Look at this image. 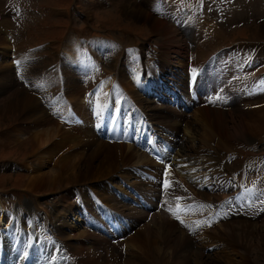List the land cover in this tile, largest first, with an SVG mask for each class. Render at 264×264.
Segmentation results:
<instances>
[{"label": "rangeland", "instance_id": "obj_1", "mask_svg": "<svg viewBox=\"0 0 264 264\" xmlns=\"http://www.w3.org/2000/svg\"><path fill=\"white\" fill-rule=\"evenodd\" d=\"M5 21L10 24L6 22L7 26L3 25L2 23ZM164 23L166 26L168 25V32L162 30L165 28ZM0 24H2V28H0V35L2 37L0 36V38L3 39L4 36V41H6L5 43L0 42V75L4 77L0 79V205L13 214L12 222L7 223L8 225L6 223L2 224L3 230L0 227V256H3V254L7 255V258L4 257L7 263L16 262L21 258L20 252L24 251L29 240H31L29 248L24 253H29L31 258L30 264H48L47 256L55 249L51 246L52 242L49 243V241L54 237L53 233L60 234L58 228L61 225L65 227V224L63 225L54 217L56 207L62 201H70L77 204L76 211H69L65 217L68 225L71 224V226L77 227L81 225L80 228H86L85 214L80 212L86 211L91 215L92 220L102 224L103 228H106V231L114 235L110 224L106 222L107 220L102 209L98 206L96 199L89 193L90 188L93 187L90 183L86 184L82 180L78 184L66 185V181L64 180L65 183L62 184L59 182V178L62 177L59 173L60 177L54 175L56 180L55 186L46 185V187H42V185H38L32 191H28L25 188L28 176L33 175L34 172L36 174L40 169L39 166L44 165L43 171H47L53 168L57 161V156L54 155L56 154V149L52 145L59 140V133L56 134L57 137L52 136V139L49 138L50 141L44 146H40V143L37 141L39 136L36 133L38 131L46 132L45 136L49 137L52 127L57 131L62 130L61 133L68 132V129L70 132L71 128H74L73 126L79 125L78 123H72V121L79 118V115L75 112V109H77L76 103L80 101L84 103L86 101L84 104H80L78 108L80 109L82 106H86L87 103H91V98L93 99V97L94 100L104 99V102H109V99L113 103L120 102L109 104V106H112L107 113V128H109L111 123L115 122L122 113L121 108H117V106L123 104L124 96L120 94L124 92L123 89H127L124 84L128 81L132 82V88L133 85L136 87L137 83L145 88L149 87L152 89L150 91L146 89V93L149 96H146V99L150 101L154 99L157 104L160 103L157 108L152 109L155 110L153 114H155L156 120H161L162 123L164 122L167 125L168 118L162 114L164 111L161 109L162 106L174 108L171 106L174 102H168L172 97V92L168 91L172 85L167 83L168 86L164 85L162 88L159 80H156L158 77L156 73H160L163 67L167 71H171L177 75L175 83L178 85L177 88H180V93H185L187 87L190 90L196 89L200 93L201 104L209 107V109H202L200 107L201 109L199 110L197 109L199 106H197L192 107L189 111H185V106L187 107L186 103L179 102L176 104L177 109L182 110L185 114L188 128L181 127L177 131V134H179L173 135V139L176 141H168L170 154L166 158L172 164L173 161L174 164L177 162L179 165L183 161L186 162L191 152L205 149V141L203 142L202 140H205L207 137L210 140L208 143L213 147H206V151L215 153L214 155L219 157V160L221 159L220 161H216L221 165V169H223L211 174L221 179L223 183L222 188L225 186L224 191L220 189L218 191L219 197H215L216 199L208 197L212 201L211 199H205L203 195L204 201L200 202L198 206L200 208L198 209L197 207L196 209L198 210L196 212H202V215H197V217L203 218V220H200L201 222L199 221L198 225L193 228V230H196L193 231L194 234L197 237L204 236L202 242L206 246L210 245L206 243L207 240L211 239L215 241V245H210L207 248V252H209L210 256H217L222 264L225 262L230 263V258L234 260L231 264H242V257L246 255L245 244L247 249L249 246L247 244H251L248 250L254 254L257 252L261 260L259 264H264V0H0ZM165 34L166 37L163 36ZM167 38L171 40L168 41ZM172 40L173 42H171ZM78 41H80L81 48L76 45ZM94 41L102 44V48L98 50L102 55L94 52ZM71 51L74 52L75 59L72 64H67V52ZM26 57L27 59L25 60ZM213 60L214 63L211 64ZM84 61H89L90 66L88 69L83 65ZM234 61L235 63H233ZM5 62L7 63L5 64ZM15 62H19V64ZM186 62L189 65L193 64L195 66L194 70H198V77L200 75L198 80L194 78V72L190 71L191 69L189 68L191 67ZM234 67L237 68L234 69ZM3 70L9 71L12 79L15 80L14 83L17 84L7 87L8 85L6 86L5 83L7 77ZM231 71H234L233 74L228 73L227 77L221 75L224 72ZM66 72H69L68 76ZM121 72H123V77L126 76L125 79L121 78ZM16 73L18 74L16 75ZM81 78L83 79L81 80ZM90 78L94 79L91 81ZM166 78L171 79V75L166 76ZM210 78L214 79L212 83L223 84V87L221 84V87L217 89L219 95L221 94V98L212 100L215 95L210 90L205 96H202L210 84L206 83L208 79L209 81L211 80ZM70 83H73L74 86L77 83L78 85L80 84L79 87L81 88L79 90L81 89V91L77 92L76 90L72 93L76 97H72V94L68 91ZM34 86L35 88H33ZM16 87L19 88L18 91H23L22 94H26L24 92L30 90L28 95L32 96L34 94L33 96L36 97L38 104L42 99V103L40 102L38 105L39 108L41 107L45 113H52L49 115L55 117L58 123H46L44 126H35L30 120H21L22 118L27 119L23 117V114L28 113L27 110L23 114H19V111L16 109L6 110L7 106L13 104ZM220 89L229 97L230 101H228L229 99L225 94L222 97L223 93H221ZM160 90L161 92H159ZM62 91L63 94H61ZM257 91H260L262 95L258 96ZM245 93L247 96H253L246 97ZM156 94L161 96V102ZM189 97L192 98L191 96ZM225 98L227 99L226 102L223 100ZM94 102L95 104L92 108L94 107L96 110L98 101L95 100ZM144 110H147L146 112L151 114L149 108H145ZM73 112L76 114L74 115ZM178 112L184 115L181 111ZM218 113L224 115L227 118V122H223ZM164 114L168 113L164 112ZM242 115L245 117L244 121L248 130L243 136L228 137L225 129L228 128L229 133L233 134L232 125L239 122L240 118L242 119L243 117ZM83 116L89 119V116L84 114ZM151 116L153 118V115ZM58 120L60 122L63 121L61 122L62 124ZM70 120L72 121L70 122ZM156 120L154 119L153 122L155 123ZM181 122L178 121L176 126ZM47 124L50 125L48 126ZM123 124L122 122V126ZM28 125L29 127H27ZM16 127H18V132L16 131L18 135L15 138H9L10 136L6 134ZM28 128L31 129L28 130ZM155 128L160 131L161 129L163 130V128H158V126H155ZM24 129L26 130L24 131ZM96 130L97 135H99L98 128ZM111 130L114 132L113 128ZM116 131L121 133L119 128H116ZM84 133L91 136V131ZM158 133L156 131V134L160 136L161 133ZM211 135L215 138L210 139ZM115 140H118V138ZM218 141H220V146L217 145ZM132 144H134L133 140ZM48 146H52V148L45 153L44 150L48 149ZM62 147L63 144L57 150H60ZM83 147L87 152L90 149V144ZM81 151H72L77 154L75 163L81 159L79 164H82L88 158V156H85L82 160L84 154ZM34 153L36 154L34 155ZM80 154L82 155L79 156ZM45 156L50 160H48L50 163L43 164L42 161L46 158ZM214 160L215 158L213 157L212 159H206L207 164H212ZM125 166L132 165L127 164ZM208 167L207 169L212 168V166ZM178 172V178L181 177V180L189 175V173L182 170H178ZM131 174L128 179L127 174H117L118 178L116 181H110L112 187L115 190L119 189L118 184L121 181H128L130 177L129 183H136L137 185H144V182L147 181H143L144 179L140 177L141 175L137 174L136 176V174ZM159 178H161V175L157 179L158 184L162 188H165L166 182H163L162 178L159 181ZM225 180L228 184H226ZM218 183L219 181L215 179L210 186L206 183L204 189L211 190L214 187H218V185L220 187ZM130 185L137 191V200L145 207L146 202H143L142 197H140V195H144L143 190L141 191L140 189H136L132 184ZM148 187L149 189L152 188L150 185ZM228 194L229 196L227 197ZM159 195L165 196V193H159ZM92 201H94V204ZM189 202L191 203L188 205L192 207L198 204V201L194 200ZM189 202L182 203L187 205ZM168 203L175 204V201L172 200V202L169 201ZM148 204L150 207L152 206L151 203L148 202ZM222 205H225L224 213L219 216L218 213H222ZM35 207H38L37 211H35ZM233 209H238V211L234 212L236 213L234 216H229L228 214L232 213ZM204 210L206 213L203 212ZM240 210L242 212H239ZM224 214L228 217L226 216V218ZM21 216H25L31 220L32 224H30V227H27L26 223L20 221ZM79 216L80 218H78ZM126 218L130 219L128 216ZM47 219H49L50 226L52 225V231L50 229L46 230L45 226L47 224L45 223ZM126 220L122 221L121 224L125 225ZM234 222L249 223L250 228L246 233L236 230L238 234L243 233V236L246 238L244 239L240 235H236L237 238L235 237V240L240 237L244 243H240L239 247L235 246L236 249L232 251L231 248L230 250L228 247L225 248L226 245L229 246L231 243H228L224 237L227 235L225 233L227 232L225 225H229V223L234 224ZM256 224L258 228L255 227ZM176 225L180 230L182 229V232L192 238L194 242H198L192 235H189L185 226H180L178 223ZM207 225L208 227H206ZM213 227L215 229L220 228L222 238L220 237V233H215L209 239L205 238V236L213 234ZM32 228L36 231L34 234L32 232L34 229ZM106 231L102 232L103 235L107 239L112 240L113 236L107 235L108 232ZM36 233H38V237H41V239L34 237ZM19 234L22 236V240L19 239L17 241L16 237ZM30 236L33 237L34 241ZM59 239L67 240L63 237H59ZM116 239L117 243L123 242L117 235ZM154 239H156V235H154ZM62 240L59 242V246L64 248ZM194 242L192 243L196 245ZM98 246L100 247L99 244ZM205 255L207 256L208 253ZM192 257V264H197L195 263L197 257ZM250 262L251 264H257L253 259H250Z\"/></svg>", "mask_w": 264, "mask_h": 264}, {"label": "bare ground", "instance_id": "obj_2", "mask_svg": "<svg viewBox=\"0 0 264 264\" xmlns=\"http://www.w3.org/2000/svg\"><path fill=\"white\" fill-rule=\"evenodd\" d=\"M127 2H130V1H127ZM177 15H179V14H177ZM177 15H176V17H177ZM6 22L7 21L3 22L2 24L5 26H7V23L10 24L9 22H7V23ZM2 24H0V28H2ZM6 28H8V27H6ZM167 29H168V25L166 26V24H165V28H163L162 30L168 32ZM210 30H211V28H210ZM197 32H198V30H197ZM199 32H200V30H199ZM163 36L166 37V34ZM163 39L165 40V38H163ZM167 39H168V41L171 40L170 38H167ZM97 40H99V39H97ZM0 42L1 43L6 42V41H4V36H3V39L0 38ZM171 42H173V40ZM76 45H77V47L81 48L80 41H78L76 43ZM3 46H4V44H3ZM93 48H94L93 50L96 54H101V52L98 51L102 48L101 43H98V41H94ZM176 51H177V49H176ZM73 53H74L73 51L67 52V61H66L67 64H72V62L74 61L75 56ZM5 54H6V52H5ZM7 54H8V52H7ZM26 59H27V57L25 58V60ZM37 59L40 60L39 58H37ZM13 61H12V63H13ZM82 61H83V58H82ZM88 62L89 61L83 62V65L87 69L90 66V63H88ZM6 63L7 62H5V64ZM212 63H214V60H213V62H211V64ZM233 63H235V61ZM16 64H19V62ZM27 64H26V66H27ZM186 64H188V63L186 62ZM203 64H204V62H203ZM188 66L191 67V68H189V69H191L190 71L194 72V78L196 80H198L200 78V75H199V77L197 75L198 70H194L195 66L193 64H190V65L188 64ZM209 66L211 68L210 64H209ZM2 67H4V66H2ZM235 68H237V67H234V69ZM2 69H4V68H2ZM10 69H11V67H10ZM67 69H68V67H67ZM72 69H73V67H72ZM91 69H93V68H91ZM212 69H214V68H212ZM234 69H232V70H234ZM58 70H60V69H58ZM3 71L6 73V77H7V81H5L6 86L8 85L7 87H12L14 84H17V83H14L15 80L12 79L11 75L9 74V71H5V70H3ZM160 71H161L160 73H157L158 77L156 78V80H159L160 86L162 88L164 87V85L168 86L167 83L172 85V87L169 88L168 91L172 92V97L169 99V101L174 102V104L171 105L174 108L162 106V109H161L162 111L168 113V114H164V112L162 113L163 115H166V117L168 118V120H167L168 124L167 125L164 122L162 123L161 120H156L157 118L154 116L155 114H153L155 112V110H152V109L157 108L160 103L158 102L159 104H157L156 100H154V99H152L151 101L146 99L147 98L146 96H148V94L146 93V91H147L146 89H149L148 91H150L152 89L149 87L145 88L141 84L139 85L137 83H136V87L133 85V88H132V86H131L132 82L128 81L124 84V86L128 90L123 89L124 92L122 94H120V95L124 96L123 104L117 106V108H121L122 113L119 115L118 120L116 122L112 123V126H119L120 122H122V121L125 122V125L120 129L121 133H118L116 136V138H119L120 140L115 141L114 135H112L110 137V139H108V138L103 139L102 137L98 136L96 133L97 132L96 129L100 126L101 117L104 114H106V112L112 108V106H109V104L110 103L116 104V103H120V102L113 103L109 99V102L107 101L108 102V104H107L106 101L104 102V99H95L96 101H98L96 104V110H95L94 107L92 108V106L95 104L94 97H93V99L91 98V103H89V104L87 103L86 106H82L80 109H78L80 107V104L82 105L86 101L84 103L82 101L76 103V108L78 109V111H77V109H75V112L79 115V116L77 115L79 118H78V120H75L76 122L72 121V120H70V122L72 121V123H78L79 125L73 126L74 128H71L70 132L68 129V132L61 133L62 130L57 131L54 129V127H52V130L50 132L51 134H49L50 135L49 137L45 136L46 132H42V131L39 132L38 131L36 133L37 136H39L37 141L40 143V146H44L45 144H47L50 141L49 138L52 139V136L55 137L56 134L59 133V136H60L59 140L55 144L52 145L56 149V154H54V155L57 156V161H56V164L54 167L52 165L53 168H51L50 170L48 169L49 171L48 170L43 171L44 165L40 164L42 166H39L40 169L38 170V172H36V174H34L35 173L34 172L33 175L31 174L30 176H28V180H27L25 188L28 189V191H32L33 188L35 186H38V185L39 186L42 185V187H44V186L46 187V185H48V186L54 185L55 186L56 180L54 178V175H58V177H60L59 176L60 174L62 175V177L59 178V182H61L62 184L65 183V181H66V185L67 184H78L82 180H84V183H86V184L90 183L91 186H93L90 188V192H89L90 195L94 199H96L98 206L104 212V215L106 217L107 222L111 225V227L114 229V231L116 233L120 234L119 238H122V240H123V242L120 241L121 243H119V242L117 243L116 237L112 233L106 231V228L104 229L102 224H100L98 222L96 223L94 220L92 222V220L90 221V219H88V218L86 219L87 224H88V227H86V228H80L81 225L79 227L71 226V224L68 225L65 217H66V215H68L69 211H74L77 208V204L72 203L70 201H62L61 204L57 205L56 212L54 213V217H56L57 220H59L63 225L65 224V227L61 225V227L58 228V231L60 233L58 235L60 237H63L64 239L65 238L67 239L66 241L62 240V239L61 240L63 241L62 243L65 245V248L67 249V253L69 254L68 255L69 264H192V258H193L192 256L197 257L196 258L197 261H195V263H197V264H222V262L220 260H218L217 256L216 257L210 256L209 252H207V248H209L210 245L214 244V242H215V241H212L211 239H209L212 237V235H214L215 233H220L221 234L220 237L222 238V231L220 230V228L218 227L217 229H215L213 227V229H214V230L212 229L213 234H211V235L209 234V235L205 236L206 239L207 238L209 239V240H207V242L205 241L207 244H210L209 246L208 245L206 246L203 244L202 240H204L203 239L204 236L197 237L193 232V231H196V230H193V228L198 225L200 220H203V218L197 217V215L198 216L202 215V212H200V211L196 212V211H198L196 209L199 206L200 202L204 201L203 195L205 196V199H208V200L211 199L208 197H213L214 199H216L215 197L218 196V193H219L218 191H220V189H223V191H224V188H225V186H223V188H222L223 183H222L221 179L216 178L214 174H211L212 172L214 173L216 171H222L223 169H221V165L217 162L219 160V157H216L214 155L215 153L213 154L211 151H206V147H213L211 144L208 143L210 140H208V138L204 135V137H206L205 140L204 139L202 140L203 142L205 141L204 142L205 145L203 143V145L205 146L204 150L198 149V151H195L196 147L193 145V147H195V149H194L195 152L190 151L191 153H190L188 159L185 158L187 160L186 161L187 163L183 161L179 165V164H177V162H176V164H174V161H173V164H172L170 162V160H168L165 157V155L168 156V154H170V148L168 146V141L169 140L171 142L176 141L173 138H174L175 134H177V131L179 129H181V127H185V129L188 128V121L186 119V116L182 112V110L177 109L176 104L179 102L186 103L188 108L186 107L187 109L185 111H189L192 107H197V106H199V108H197L199 110L201 109L200 107H202V109H209V107L201 104L200 93L198 90H196V89L190 90L189 87H187V90L185 92L187 95L184 92L180 93L179 92L180 88H177L178 85L175 83V79H176L177 75L173 74L171 71H167V69H165L163 67ZM228 71H229V69H228ZM236 71H238V70H236ZM16 72H17V70H16ZM53 72H55V71H53ZM123 72H121V78L125 79L126 76L123 77ZM233 72L232 71L231 72H224V74H221V73L220 74L223 77H227L226 75L228 73L233 74ZM5 73H4V75H5ZM68 73L69 72H66L67 76L69 75ZM17 74L18 73H16V75ZM213 74H214V72H213ZM14 75H15V73H14ZM169 75H171V79L166 78V76H169ZM53 76H54V74H53ZM2 78H4V77L2 75H0V79H2ZM82 79L83 78H81V80ZM93 79H91V81ZM4 80H6V79H4ZM212 80H214V79H211L210 81L208 79L206 81V83H210V84L207 86V90L205 93H203L202 96H205L207 94V92L210 90L213 92V95H215L212 98V100H215V99L219 98L221 95V94L219 95V93L217 92V89L219 87H221L222 83H220V84L219 83H212L213 82ZM88 83H89V81H88ZM83 84H84V82H83ZM79 85L77 83L74 86L73 83H70L69 87H68L69 88L68 91L71 94L74 93L76 90H77V92L81 91V89L79 90V88H81V87H79ZM222 87H223V84H222ZM33 88H35V86ZM50 89H52V88H50ZM18 90H19V88L16 87L15 91H14V96H13V100H14L13 104L10 106H7L6 110L16 109L17 111H19V114H21V113L23 114L24 111L27 110L28 113L23 114L24 115L23 117H25L27 119L22 118L21 120H30V122H33V124L35 126H42V125L44 126V124H46V123H55V124L58 123L57 120H55L56 119L55 117H51L49 115V114H52L49 112L50 110H52V109H50L51 107L49 108L50 110L48 109L49 114L45 113L41 107L39 108L38 105L40 104L42 99L40 100V102L38 104L36 97L33 96L34 94L32 96L28 95L30 90L24 92L26 94H22L23 91H18ZM221 90L222 89H220V91ZM159 92H161V90ZM257 92H258V96H260V94L262 95V93H260V91H257ZM31 93H32V91H31ZM221 93H223V92L221 91ZM37 94H36V96H37ZM61 94H63V91ZM224 94L225 93L222 94V97ZM64 95H65V93H64ZM49 96H52V95H49ZM174 96H175V98H174ZM189 96H191L192 98H190ZM225 96H226V94H225ZM251 96H253V95H251ZM251 96H247V94H246V97H251ZM72 97H76V96H74L72 94ZM108 97H110V96H108ZM243 97H245V96H243ZM62 98L64 99V97H62ZM69 98L72 99L71 97H69ZM227 98L229 99V97H227ZM223 100H225V102H226L227 99L225 98ZM228 101H230V99ZM231 101H232V99H231ZM222 102H221V104H222ZM64 103H67V102H64ZM72 103H74V102L72 101ZM51 104H54V103H51ZM56 104L57 103H55L54 105H56ZM60 105L62 106V104H60ZM105 105H106V107H105ZM44 106H45V104H44ZM46 106H49V105H46ZM54 108H53V110H55ZM145 108H149L151 114L147 113L146 112L147 110H144ZM90 110H91V113H90ZM169 110H170V112H169ZM56 111H54V112H56ZM178 111H181L184 115H182ZM75 112H73L74 115L76 114ZM144 113H147V115H144ZM83 114L89 116V119L86 116H83ZM157 114H160V113H157ZM218 114H219V117L222 118L223 122H227V118L224 115H222L221 113H218ZM97 115H99V119L96 118ZM151 115H153V118ZM148 116L150 117L149 122H147ZM244 118L245 117L243 116L242 119L240 118L239 122H236L234 125H232L233 126V128H232L233 134L229 133L228 128L225 129V133L228 137H233V136L235 137L236 135L237 136H243L245 134V132L248 129L246 126V122L244 121ZM154 119L156 120L155 123L153 122ZM231 120H233V119H231ZM178 121H182V122L179 123L178 126H176ZM22 122H24V121H22ZM61 122H63V121H61ZM65 124H66V122H65ZM160 124H164V125H160ZM47 125L49 126L50 124H47ZM247 125H248V122H247ZM31 126H32V124H31ZM154 126H158V128H163V130L161 129V131H160L159 129L155 128ZM27 127H29V125ZM27 127H26V129H27ZM82 128H84V130H82ZM17 129H18V127L14 128L13 130H10V132L7 133L6 135H9L10 136L9 138H15L18 135ZM26 129H24V131ZM30 129L28 128V130H30ZM58 129H60V128H58ZM20 130H22V129L20 128ZM156 130H157V132H162L161 135L163 134L162 136H160V140L162 141V145H163V149H164L163 157L161 160L155 159L149 153H147L145 149L140 148L138 145L137 146L133 145L131 142V139L133 136H140V135L149 136V138H146V139L150 140V138L152 136H154V135L156 136L155 133H154V135L152 134L153 131L156 132ZM88 131H91V136H88L84 133V132H88ZM209 138L212 139L215 137L213 135H211ZM219 142L220 141L217 142L218 146H220ZM228 143H230V142H228ZM61 144H63V147L60 150H57V148H59L61 146ZM88 144H90V149L86 152V150L84 149L83 146L86 147ZM52 146H48V149H46V150H44V148H42V150H44L46 153L52 148ZM112 146L113 147L116 146V147L113 148ZM193 147H192V149H193ZM73 150H76L77 152H80L81 150L83 151V152L81 151V153L84 154V156L82 157V160L84 159L85 156H88V158L82 164H79L81 162V159H79V161L77 163H75L76 158H77V154L72 152ZM84 150H85V152H84ZM164 153H165V155H164ZM35 154L36 153H34V155ZM82 154H80L79 156H81ZM37 155H38V153H37ZM39 157H37V158L41 159ZM212 157L215 158L213 163L207 164L206 159H209V158L212 159ZM46 158L42 161L43 164H45V163L47 164L50 161L48 158L47 159ZM202 160L203 161L205 160V161L203 162ZM205 162H206V165H205ZM51 163H53V162H51ZM127 164H131L132 166H125ZM37 166H38V161H37ZM208 166H212V168H214L213 171H211V169H212L211 167H210L211 169H207V168H209ZM165 168H170L172 171H174V173L172 175H168V177L166 178L167 185L165 188H162V186L158 184L157 179H158L159 175H161V178L163 179V173L165 171L164 170ZM178 170H182L183 172H187V173H189V175H187L185 178L182 177L183 179L181 180L180 179L181 177L178 178V174H179ZM53 172H54V174H53ZM119 173H124V175L127 174V179L129 178L131 173L136 174V176L138 174V175H141L140 177H143V179H144V180L143 179H141V180H143V181L147 180V181L144 182L145 183L144 185H139V184L137 185L136 183H129V181L131 179V177H130V179L128 181H121V183L118 184L119 187H121L123 185V183L125 184L124 191L122 192V189H118V191L116 190V194H114V191H113V188H112L110 181L111 180H113L112 182H114V180L116 181V179L118 178L117 174H119ZM161 178H159V181ZM215 179H217L219 181L218 184H220V187L218 185V187H216V188L214 187L211 190L204 189V186L206 183H208V186H210ZM130 184L135 186L136 189H140L141 191L143 190L142 192L144 193V195L142 197H143V199H145L144 201H146V203L149 202L152 204L151 207L149 206L145 209L140 207V206L138 207V202H137L138 200L135 197H132L133 195H135L137 193V191L135 189H131V190L127 191V188L131 187ZM226 184H228L227 181H226ZM148 185L152 186V188L149 189ZM75 187H76V185H75ZM114 187H115V185H114ZM227 188H228V185H227ZM125 192H127L128 195ZM118 193L122 194L123 198H128V196H129V198H128L129 202L125 201L124 199L123 200L119 199L117 197ZM159 193H161V194L165 193V196L159 195ZM85 195H86V193H85ZM68 196H69V194H68ZM228 196H229V194L227 195V197ZM172 200L175 201V204L168 203L169 201L172 202ZM190 200L198 201L197 206L192 207L190 205H185L182 203V202L186 203L187 201L189 202ZM178 201H180L181 203ZM211 201H212V199H211ZM92 202L94 204V201H92ZM205 203H206V201H205ZM181 204H183V205H181ZM224 206L222 207V211H221L222 213H218L219 216H220V214L224 213ZM37 208L35 209V211H37ZM199 208L200 207H198V209ZM225 209H226V207H225ZM235 211L237 212L238 209H233V212L232 213L228 212V213H230L228 215L234 216V214H236V213H234ZM80 212L84 213L85 217L91 216L86 211H80ZM80 212H78V214H80ZM94 212H95V209H94ZM203 212L206 213L205 210ZM239 212H242V211L240 210ZM17 215H19V214H17ZM29 215H30V213H29ZM224 215H225V217L227 216L226 214H224ZM119 216L120 217L122 216V221L127 219L126 216H128V218H130L131 220L127 219L125 221L126 224L123 225V224H121V220H120ZM124 216H125V218H124ZM250 216H252V215L250 214ZM12 218H13L12 212L11 213L8 212V210H6L3 206L0 205V227L4 223L7 224L10 221L12 222V220H11ZM78 218H80V216ZM159 219H162V220H159ZM20 221L23 223H26L25 225L27 227H30V224H32L31 220L29 218H26L25 216H21ZM33 222H35V221H33ZM211 222L213 223V221H211ZM177 223L180 226H185L187 228L189 235H192V237L195 240H198V242H194L192 240V238L187 236L186 233L182 232L181 231L182 229L180 230V228L176 225ZM238 223L234 222V224L229 223V225L228 224L225 225V229H227V232H225V233L227 235L224 237V239H227L228 243L232 244V245L230 244L231 246L226 245L225 248L228 247L229 250L231 248L232 251L234 249H236L235 246L239 247L240 243H244L240 237H239V239H236V240H235V237L237 238V236L240 235L242 238H244V239L246 238L243 236V233L238 234V232L236 230H241L242 232L246 233L248 231V229L250 228V225H248L249 223L248 224H242L243 222H238ZM46 224L48 227L52 226V225L50 226L49 219H47ZM17 225H18V223H17ZM74 225H77V224H74ZM208 225H209V223H208ZM208 225L206 227H208ZM22 227H25V226H22ZM255 227H257V224L255 225ZM1 228L3 229L4 227H1ZM34 228H35V226H34ZM34 228H32V229H34ZM43 230H45V229H43ZM104 230L106 232H108L107 235L113 236L112 240L107 239L106 236L103 235L102 232ZM32 232L34 234V232H36L35 229ZM36 234L38 235V233H36ZM154 235H156V239H154ZM255 235H257V234H255ZM34 237H36V236H34ZM38 238L41 239V237H38ZM53 240L55 242H57L55 237H53ZM35 241H37V240H35ZM192 242H194L196 245H194ZM62 243H60V244H62ZM98 244L100 245V247L98 246ZM247 245L250 246L251 244H247ZM249 246H248V249H249ZM33 248H35V247H33ZM245 248H246V255H244V256L242 255L243 256L242 257V264H251L250 259H253V261H255V263L259 264L261 261L259 254H257V252H255V254L250 252L247 249L246 244L244 246V249ZM36 249H37V247H36ZM254 249H255V247H254ZM207 253H208V255L206 256L205 254H207ZM205 257H206V259H205ZM207 257H208V259H207ZM230 261L234 262L233 258H230ZM231 262L230 263L225 262L224 264H231ZM57 264H60V262H58Z\"/></svg>", "mask_w": 264, "mask_h": 264}, {"label": "snow or ice", "instance_id": "obj_3", "mask_svg": "<svg viewBox=\"0 0 264 264\" xmlns=\"http://www.w3.org/2000/svg\"><path fill=\"white\" fill-rule=\"evenodd\" d=\"M210 226V225H209Z\"/></svg>", "mask_w": 264, "mask_h": 264}]
</instances>
